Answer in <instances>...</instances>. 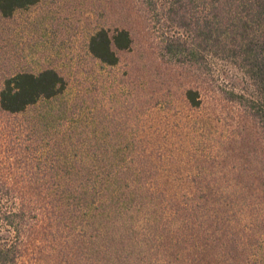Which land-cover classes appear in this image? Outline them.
<instances>
[{"label":"trees","instance_id":"obj_1","mask_svg":"<svg viewBox=\"0 0 264 264\" xmlns=\"http://www.w3.org/2000/svg\"><path fill=\"white\" fill-rule=\"evenodd\" d=\"M122 1L131 24L87 36L94 66L133 50L141 18L186 106L223 107L230 127L182 163L83 105L54 66L1 73L0 113L22 120L0 125V264H264V0ZM38 2L0 0V25Z\"/></svg>","mask_w":264,"mask_h":264},{"label":"rangeland","instance_id":"obj_2","mask_svg":"<svg viewBox=\"0 0 264 264\" xmlns=\"http://www.w3.org/2000/svg\"><path fill=\"white\" fill-rule=\"evenodd\" d=\"M123 7L122 0H39L0 25V75L20 67L54 66L69 78L74 94L84 97L83 105L96 104L98 114L108 122L115 118L132 123V132L140 136L159 134L168 149L182 153L177 156H183L182 163L185 149L203 145L214 154L220 146L217 140L230 127L231 114L224 115L226 109L218 111L209 103L200 109L186 106L182 85L176 78L169 79L163 65L153 62L154 34L148 36L147 29L141 28V18H134L131 25L136 37L133 50L113 68L94 66L86 51L87 36L102 20L117 24L126 18L131 24L133 17ZM227 81L239 82L242 76L230 69ZM20 120L0 113V125L7 124L8 136L17 131L12 123Z\"/></svg>","mask_w":264,"mask_h":264}]
</instances>
